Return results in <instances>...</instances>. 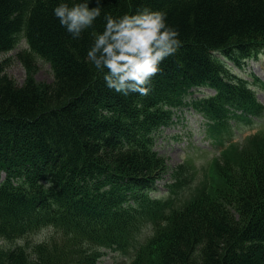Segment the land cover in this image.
Returning a JSON list of instances; mask_svg holds the SVG:
<instances>
[{"label": "trees", "instance_id": "1", "mask_svg": "<svg viewBox=\"0 0 264 264\" xmlns=\"http://www.w3.org/2000/svg\"><path fill=\"white\" fill-rule=\"evenodd\" d=\"M61 2L80 0H0V264H98L112 251L130 264H264L261 135L223 150L202 185L179 195L181 178L168 195H150L167 170L152 133L191 87L219 89L194 106L230 131L221 101L264 112L227 61L264 48V0H90L101 16L79 39L54 14ZM144 8L167 13L182 47L160 65L149 95L124 96L87 53L106 15ZM15 49L23 85L6 74L3 54ZM40 63L51 65L52 85L35 80ZM39 224L53 235L35 242Z\"/></svg>", "mask_w": 264, "mask_h": 264}, {"label": "clouds", "instance_id": "2", "mask_svg": "<svg viewBox=\"0 0 264 264\" xmlns=\"http://www.w3.org/2000/svg\"><path fill=\"white\" fill-rule=\"evenodd\" d=\"M89 3L90 0H80L70 6L61 2L54 8L61 26L75 39L101 16L102 7L90 8ZM105 21L102 33L93 32L88 61L103 74L107 88L124 96L149 95L152 78L160 73V65L182 47L179 32L168 24L165 11L149 8L119 18L108 14Z\"/></svg>", "mask_w": 264, "mask_h": 264}, {"label": "rangeland", "instance_id": "3", "mask_svg": "<svg viewBox=\"0 0 264 264\" xmlns=\"http://www.w3.org/2000/svg\"><path fill=\"white\" fill-rule=\"evenodd\" d=\"M21 47H25L22 44ZM18 49L3 54L6 65V74L11 76L19 85H22L27 78V69L25 65L17 58L16 53ZM256 66V68H255ZM249 67L254 70V73L264 81V56L260 62H251ZM38 71L35 74V79L40 84H51L54 80L53 70L50 64L40 63ZM193 90V89H192ZM208 91L195 92L194 96L200 97L208 94ZM259 99L264 103V89L260 88L258 91ZM177 118L175 122L161 131L155 129L153 142V149L165 156L167 170L162 177L157 178L158 190L153 194L162 195L168 185L174 181L181 179L186 182L187 189L196 186L198 183L206 179V173L211 159L220 151V145L210 141V137L206 135L203 117L195 112L190 107H185L175 111ZM257 129L246 130L239 133L234 141H243L244 137ZM178 171V172H177ZM208 172L213 176L212 164ZM6 172L2 171L1 176L5 177ZM53 229L47 228L37 231L33 236L35 241H40L43 237L53 235ZM50 234V235H49ZM49 235V236H48ZM32 238V235L30 236ZM98 264H130V257L123 253L109 252L98 262Z\"/></svg>", "mask_w": 264, "mask_h": 264}, {"label": "water", "instance_id": "4", "mask_svg": "<svg viewBox=\"0 0 264 264\" xmlns=\"http://www.w3.org/2000/svg\"><path fill=\"white\" fill-rule=\"evenodd\" d=\"M44 218V217H43ZM42 226V225H41Z\"/></svg>", "mask_w": 264, "mask_h": 264}]
</instances>
